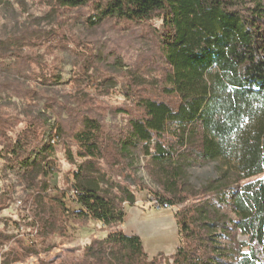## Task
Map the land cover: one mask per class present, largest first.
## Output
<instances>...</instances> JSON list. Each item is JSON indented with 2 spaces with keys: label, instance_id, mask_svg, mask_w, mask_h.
I'll list each match as a JSON object with an SVG mask.
<instances>
[{
  "label": "trees",
  "instance_id": "obj_1",
  "mask_svg": "<svg viewBox=\"0 0 264 264\" xmlns=\"http://www.w3.org/2000/svg\"><path fill=\"white\" fill-rule=\"evenodd\" d=\"M253 1L248 7L244 0H51L58 13L91 5L93 26L110 19L147 25L161 69L149 80L132 73L122 82L127 105L116 112L127 120L112 128L93 112L89 96L78 99L77 113L70 110L69 126L62 119L50 126L46 113L25 112L27 126L16 138L10 132L21 117L0 108L1 154L24 185L30 225L43 238L91 221L118 226L124 204L137 205L133 187H139L149 191L152 206L178 207L181 243L171 255L150 259L139 235L111 230L86 245L81 259L56 255L40 264H264V177L246 181L264 174V1ZM157 18L161 25L153 27ZM65 35L46 32L18 40L16 48L0 42V57H22L23 47L52 36L68 40ZM99 71L86 79L109 88L111 78ZM56 136L65 138L66 158L76 169L65 186L51 189ZM212 163L213 177L195 184L191 169ZM141 168L150 183L139 176ZM212 195L237 218L217 209L207 198ZM12 201L1 193L0 210ZM221 235L234 248L223 246ZM2 246L11 252L1 264L41 253L35 242L0 228Z\"/></svg>",
  "mask_w": 264,
  "mask_h": 264
},
{
  "label": "rangeland",
  "instance_id": "obj_2",
  "mask_svg": "<svg viewBox=\"0 0 264 264\" xmlns=\"http://www.w3.org/2000/svg\"><path fill=\"white\" fill-rule=\"evenodd\" d=\"M243 5L253 7L255 2L244 0ZM94 15L95 9L91 5L58 13L52 8L51 0H0V42L14 45L18 40H36L41 35L45 36L46 32L56 31L66 34L68 38L41 37V44L22 48V57L11 54L0 57V108L21 117L16 129L10 132L13 138L27 126V111L46 113L50 126L59 119L69 126L70 110H76L77 113L78 99L83 101L86 96L96 104L93 112L107 127L123 125L127 120L126 115L116 112L119 107L127 105L122 82L130 81L132 73H142L148 80L159 74L161 67L156 63L158 50L155 37L147 25L110 19L93 26L90 17ZM161 22L157 18L150 24L159 27ZM16 46L18 44L15 43ZM97 67H100L101 76L111 78L112 85L109 88L86 79L85 73L93 74ZM58 76L60 80L54 81ZM65 142L62 137L55 145L53 157L58 171L47 179L51 189L65 186V176L76 169V165L66 158ZM1 150L0 143V194H11L13 201L0 210V228L9 234H20L26 242H35L41 252L40 255L13 264H40L41 258L50 259L56 255L62 259H81L86 245L95 238L106 237L113 229L114 226L91 221L84 227L69 225L65 234L56 232L46 238L37 234L30 225L32 218L27 217L28 210L23 204L26 193L24 185L17 173L7 166ZM191 173L192 181L200 186L213 177L215 164L196 166L191 169ZM138 174L150 183L145 170L141 168ZM258 177H264V174L246 181ZM117 179L122 181L119 177ZM133 190L138 201L134 205L137 206V212L130 211L129 219L118 226L124 232L137 233L142 238L150 259L160 252L167 255L176 252L181 243L175 218L178 207L163 209L152 206L148 190L139 187H133ZM226 196L230 199L229 191ZM207 198L221 212L233 219L237 218L232 209L217 196ZM127 206L132 205L126 202L124 207ZM147 225L153 226L149 228ZM239 239L247 241L248 237L240 234ZM219 240L227 248L235 246L224 235L219 236ZM243 251L248 252L249 247ZM10 252L11 246L0 247V264Z\"/></svg>",
  "mask_w": 264,
  "mask_h": 264
},
{
  "label": "crops",
  "instance_id": "obj_3",
  "mask_svg": "<svg viewBox=\"0 0 264 264\" xmlns=\"http://www.w3.org/2000/svg\"><path fill=\"white\" fill-rule=\"evenodd\" d=\"M130 211H135V212H137V206H127V207H125V212H126V215H125V219H124V222H126L128 219H129V214H130ZM124 222L121 224V225H123L124 224ZM149 228H152V226L153 225H147ZM118 229H122L121 228V226H114L113 227V229L112 230H118ZM151 230V229H150ZM110 232V231H109ZM108 232V233H109ZM126 233H128V234H137V233H131V232H127L126 231ZM138 235V234H137ZM180 245V244H179ZM179 247V246H178ZM177 247V248H178ZM177 250V249H176Z\"/></svg>",
  "mask_w": 264,
  "mask_h": 264
},
{
  "label": "built area",
  "instance_id": "obj_4",
  "mask_svg": "<svg viewBox=\"0 0 264 264\" xmlns=\"http://www.w3.org/2000/svg\"><path fill=\"white\" fill-rule=\"evenodd\" d=\"M58 141H59V137L56 136L55 137V145L58 143ZM171 207H172L171 205H166V204H164L162 206H158V208H163V209H168V208H171Z\"/></svg>",
  "mask_w": 264,
  "mask_h": 264
},
{
  "label": "bare ground",
  "instance_id": "obj_5",
  "mask_svg": "<svg viewBox=\"0 0 264 264\" xmlns=\"http://www.w3.org/2000/svg\"><path fill=\"white\" fill-rule=\"evenodd\" d=\"M54 142H55V140H54ZM168 205V204H167Z\"/></svg>",
  "mask_w": 264,
  "mask_h": 264
}]
</instances>
